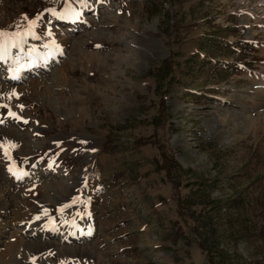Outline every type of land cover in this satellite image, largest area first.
I'll return each mask as SVG.
<instances>
[{"label":"rangeland","instance_id":"rangeland-1","mask_svg":"<svg viewBox=\"0 0 264 264\" xmlns=\"http://www.w3.org/2000/svg\"><path fill=\"white\" fill-rule=\"evenodd\" d=\"M26 29L65 53L0 81V264H218L211 198L250 229L227 264H264V0H0L3 37Z\"/></svg>","mask_w":264,"mask_h":264},{"label":"trees","instance_id":"trees-1","mask_svg":"<svg viewBox=\"0 0 264 264\" xmlns=\"http://www.w3.org/2000/svg\"><path fill=\"white\" fill-rule=\"evenodd\" d=\"M199 186L204 188H208V185H204V183L198 181ZM198 185V184H197ZM236 192V196H237ZM233 200H229L228 204L227 202H224L220 199L217 198H211L206 200V205L208 204V207L212 208L216 214L212 216L211 218H208L205 216L206 213L202 214L200 218H198L197 223L199 221L201 222V230L203 231L204 234L209 235V238H213L212 240L210 239H204L203 243L200 244V249L204 251L210 262H213L211 260V248H214V252H218L216 254L215 259L218 261V264H227V260L229 258V255L226 251H223L222 248L219 250V244H221V240L225 241L227 244H233L235 245L237 243V240L241 238H245L246 240L250 241V229H244L241 224V230L233 229L236 228L235 224V219L232 217L231 213L232 211H236L239 208V203L240 201L238 199L232 198ZM204 201V200H203ZM226 201V200H225ZM231 201V202H230ZM205 202V201H204ZM201 201L203 205L205 203ZM230 202V203H229ZM257 202V199H256ZM205 205V206H206ZM235 214V213H234ZM206 217V218H204ZM262 240H264V233ZM253 253H251V256L256 258L258 256L259 250L257 248L252 247ZM256 255V256H255ZM213 257V256H212ZM243 261L241 258H236V261L234 264H258V262H253V263H246V262H241ZM215 263V262H214Z\"/></svg>","mask_w":264,"mask_h":264},{"label":"bare ground","instance_id":"bare-ground-1","mask_svg":"<svg viewBox=\"0 0 264 264\" xmlns=\"http://www.w3.org/2000/svg\"><path fill=\"white\" fill-rule=\"evenodd\" d=\"M66 19V18H65ZM21 35V36H19ZM18 36L14 37V36H11V37H3V38H0V42L3 43V47L5 49V51L3 52L2 54V58H0V62H4L7 60V64H6V74L5 76L2 78L0 77V81L2 82H5V83H15L13 81H16V80H19L18 78H12L13 73H16V72H21V70L25 67V66H28L30 64L33 63V59L30 57V55L33 53V45L32 44H29V43H26V40H27V37L30 35L29 34V30L26 29L23 31L20 32ZM15 48V50H14ZM15 51V52H14ZM52 50L48 49V51L46 53H42L40 54L35 61H37L39 63V67H44L48 64V62H50L49 59H54L56 60L55 58L58 56L57 53H53L51 52ZM13 69V71H9V69ZM2 76V75H1ZM25 76V74L22 75L21 79ZM27 77V75L25 76ZM24 77V78H25ZM3 91H7L6 87L4 86H1L0 85V92L3 93ZM9 94L12 93L13 96H14V91L13 92H10L8 90ZM1 94V93H0ZM4 94V93H3ZM6 94V93H5ZM11 94V95H12ZM7 95V94H6ZM3 96V95H2ZM17 97V96H16ZM5 116V115H4ZM24 123V122H23ZM19 124V123H18ZM14 156V155H13ZM12 168V165L10 166ZM38 171H36L37 173ZM35 173V174H36ZM9 174L11 175V177L13 178H17L20 179V177L23 175L21 171H18L16 169H11V171L9 172ZM13 174V175H12ZM79 183V182H77ZM1 189V188H0ZM6 195V194H5ZM4 195H2L1 198H3ZM6 199V198H4ZM4 199H1L0 200V217H3L5 216L4 215V211L7 210V202L4 200ZM64 200V199H63ZM68 201V200H67ZM72 202V200L70 201ZM70 202L66 204V207L68 208ZM84 202V201H83ZM64 205V202L61 204V206ZM71 206V205H70ZM83 208V207H82ZM73 211V210H71ZM69 211V212H71ZM80 211V210H78ZM64 212V211H63ZM81 212V211H80ZM83 213V212H82ZM65 214V213H64ZM71 214V213H70ZM74 214V213H73ZM77 215H80L78 213H76ZM75 214V215H76ZM69 216V214H68ZM73 217V216H72ZM68 219H70L69 217H67ZM74 218V217H73ZM73 218H71L70 220H72ZM83 218V217H82ZM67 219V220H68ZM5 222V221H4ZM7 223V222H6ZM46 223V222H45ZM48 224L50 222H47ZM71 224H73V222H70ZM51 224V223H50ZM4 225V224H3ZM6 225V224H5ZM4 225V226H5ZM40 226H38L37 228H32L33 230H31V232L29 233L30 235L32 234V236L34 235H40L42 236L40 233H43V234H46L48 233L49 231H47L46 229H52L54 227V225H44V222L41 224L39 223ZM56 227V226H55ZM35 231L37 233H35ZM4 231H0V236H2L1 234H3Z\"/></svg>","mask_w":264,"mask_h":264},{"label":"snow or ice","instance_id":"snow-or-ice-1","mask_svg":"<svg viewBox=\"0 0 264 264\" xmlns=\"http://www.w3.org/2000/svg\"><path fill=\"white\" fill-rule=\"evenodd\" d=\"M4 35H6V34L3 33V32H0V37H3ZM4 51H5V49L3 47V43L0 42V58H2V54H3Z\"/></svg>","mask_w":264,"mask_h":264}]
</instances>
